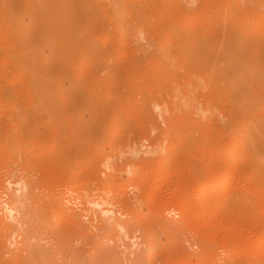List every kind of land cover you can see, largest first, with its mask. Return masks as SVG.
<instances>
[{
  "label": "rangeland",
  "instance_id": "1",
  "mask_svg": "<svg viewBox=\"0 0 264 264\" xmlns=\"http://www.w3.org/2000/svg\"><path fill=\"white\" fill-rule=\"evenodd\" d=\"M61 1L69 11L59 18L64 26L52 36L66 56L61 61L50 49L40 50L51 95L57 80L64 88L62 110L49 113L37 109L29 87L30 68L21 65L9 22V11L15 9L25 25L32 23L27 13L32 0H0V264H264V172L259 169L264 168V125L246 135L262 138L255 169L243 151L240 125L246 118L236 109L238 99L260 102L263 97L248 84L236 82L240 59L248 54L261 60L264 77L260 14L248 12L244 2L236 0H198L194 11L175 14L179 30H192L207 53L217 58V70L225 65V53H235L227 82L220 84L214 99H207L223 124L191 112L192 106H173L172 97L163 94L183 81L180 88L193 90L196 85L195 100L207 104L203 94H208L211 74L206 68L212 64L206 68L202 64L199 70L189 65L207 54L206 48L202 51L196 45L185 58L172 47L179 63L171 68L158 56L163 46L158 52L150 48L145 56L134 50L133 40L116 31L120 18L112 17L110 0ZM126 2L130 5L124 8L130 9L135 0ZM163 13L148 16L165 27ZM132 20L134 16L121 21ZM37 21L32 32H22L29 43L44 34ZM147 40L143 38L142 44ZM173 42L170 46H175ZM88 50L97 59L89 60ZM194 72L206 79H197ZM154 100L161 101L163 117H153ZM257 106L248 107L249 115L255 111L260 120L264 109ZM114 117L120 121L111 122ZM233 138L240 143L237 168L230 165ZM140 143L144 148L138 149ZM127 144L133 155L117 153ZM103 145H108L107 156ZM169 149L165 160L162 153ZM120 165H125L122 176L117 174ZM132 167L138 168L136 176H129ZM227 171L234 172L228 188L197 196L203 182L219 181ZM184 207L189 211L182 216ZM151 241L157 247L155 255L147 249Z\"/></svg>",
  "mask_w": 264,
  "mask_h": 264
},
{
  "label": "bare ground",
  "instance_id": "2",
  "mask_svg": "<svg viewBox=\"0 0 264 264\" xmlns=\"http://www.w3.org/2000/svg\"><path fill=\"white\" fill-rule=\"evenodd\" d=\"M55 1H56V4L49 5L46 0H40L39 3H37V0H32V2L28 4L27 13L31 16V18L33 17L34 20L32 18L31 19L32 23L27 24V25H25V21H24L20 11L15 10V9H12L11 11H9V22L11 25L12 34L14 37L17 38L16 39L17 40V48H18L19 57L21 58V65L27 66L28 68H30L29 87L32 91L33 98L37 101V109L46 110L49 113H53L55 111L59 112L60 110H62L63 104L61 103L60 98L63 97V89L64 88H63L62 81L57 80V84L55 86L56 87L55 88V94L51 95V90H52L51 85L52 84L49 82V80L44 76V74L42 72L43 64H42V55L40 54V50H41V48H44V47L50 49L54 53V54H52V56H54L55 58L57 57V59L59 58V60H61V61L66 56V54L63 52V50L58 46L57 42L54 40V37L52 36V34L58 28H62L64 26L65 22H62L61 20H59V18L64 17V15L69 11V9L62 3L61 0L59 2H57V0H55ZM226 1H228V0H225V2ZM236 1L244 2V4L247 7L246 9H248L247 10L248 12H255L256 11L257 13L260 14L259 16H260L261 20H264V0H236ZM198 2H199L198 0H137V1L135 0L134 3H131L132 7L130 9H125L124 7L130 5L126 2V0H110L109 6H110V9L112 11V14H111L112 17L120 18L119 19L120 22L118 20V22L115 23L116 31L121 32L123 38H126V39L128 38V39L133 40V47H134L135 51L147 53L145 55V56H147L148 54H150L151 51L152 52L153 51L158 52L159 48H162L160 46H163L164 50H161L160 55L156 54V56L157 55L160 56V58L162 59V62L164 64L170 63L172 65L171 68H175L176 64L179 63V58H178L179 56L178 57L175 56L177 53L175 55L173 54L174 51L172 50V47H175L176 48L175 50L178 51V54L179 55L181 54L185 58H187V53L196 45H198L202 49V51H204L205 48L207 47L206 45H203L204 42L202 40H199L198 38L195 37L197 34L194 33L192 30L191 31L188 30L186 32L180 31L179 30L180 29L179 23L176 20L179 18H176V16H175L176 13L182 15L186 12L188 13V12L194 11L196 9V7L199 6ZM217 4H218V2H217ZM184 11H186V12H184ZM151 12L152 13L153 12H157V13L161 12V14L162 13L164 15L166 14L165 15V16H167L166 26L163 27L162 25H155L154 21H152L154 17L151 19L148 16V14L150 16L153 15V14H150ZM129 16H134V20L123 21V22L121 21L124 17H129ZM249 16L252 17L251 14H249ZM36 18H38L39 21L43 24L44 34H40L37 42L29 43L26 41V39H24V35L22 34V32L23 31L32 32L33 28L36 27V24H39L37 21L38 19L36 20ZM256 20H258V18ZM183 23L187 24L188 19H186ZM188 25L190 26V24H188ZM146 35H150V36L146 37ZM193 37H195V38L193 39ZM237 37L241 38L242 34L239 32ZM143 38L144 39L148 38V40H147L148 44L145 43L147 45L142 44L143 41H141V40ZM126 39H124V40H126ZM162 42H164V44L161 45ZM170 42L175 43V46H173V44H172V46H170V44H171ZM239 42H240V40H239ZM150 48H153V50H151ZM206 49L207 50H205L203 53L208 52V48H206ZM198 51H200V50H198ZM188 54L190 55V53H188ZM234 54L235 53L233 51H228L227 53L224 54L225 65L221 69L218 68L219 70H217L216 66H215L216 65L215 62H217L216 61L217 58L213 59V55H211L210 53L202 55L201 59H199L201 62L199 60H196L197 58L196 59L193 58L189 62L190 63L189 65L192 67V69L196 68V67H197L196 69H198L199 66H202V64H203V67H205V68H206V66H208V64L209 65L212 64V66H210L211 68H208V67L206 68L207 72L210 73L211 76H210V82H209V80L207 82V84L209 83V85H208L209 88L206 86L209 89V91L207 92L208 94H207V96L205 94H203L204 103L208 101L207 99H212L214 97V93L218 92V88L221 87L220 86L221 83L227 82L225 80L227 79L226 75L229 74V68H230L229 66L232 64V62L234 63V61L236 59ZM86 56L89 60H93V59H95V57L97 59V57H98V55L93 50H88L86 53ZM156 58L158 59V57H156ZM156 58H154L155 60H153V61H155V63L157 60ZM105 59L108 60V58H105ZM158 60H160V59H158ZM244 60L248 61L247 63H249V64L243 62ZM153 61H152V63H153ZM181 61L186 62L185 59L181 60ZM240 61H242L240 64L241 72L238 73L240 75H238V77L236 78V82L239 83V85H240V83H243L242 84L243 87L245 84H248L254 90L260 91V93L263 96L262 100L260 102H258L260 100L258 98H256V99L255 98H249L247 100L238 99L236 101V109L239 111L240 115H242L243 117L245 116L244 118H246V121L244 122V124L240 125L241 130L242 129L244 130L242 143H244L245 146H244L243 151H244V154L248 156L250 164L252 166H254L255 169H257L258 158H259L258 153L262 147V138H260L261 140H253L252 139L253 137L249 138V136H251V133L248 136H246V135L249 133L250 129H252V128L255 129V127H258V124L262 123L264 125V116L262 117V119L258 120L255 118V116L259 117V114L254 115L253 113L255 111L253 110L254 112H251L252 115L251 114L249 115L250 110L248 108L249 106L253 105V103H255V104H258V106H257L258 108L264 109V77L261 75V70H262L263 64H262L261 60H258L257 58L252 57L249 54L245 57V59H240ZM151 69H153V68H151ZM181 69H183V67H181ZM157 70H159V69H157ZM183 70H185V69H183ZM187 71H184V73H186ZM231 71H232V69H231ZM160 72L162 73V70ZM83 73L85 74V70H83ZM196 73H199V72H196ZM196 73L193 76H197L198 74L196 75ZM156 74H157V72H156ZM186 75H188V74H186ZM200 76H201V78H199ZM199 77L197 76V79L201 80L202 74H200ZM186 78H188V76ZM205 79H202V80H205ZM183 80H184V77H183ZM185 80H187V79H185ZM187 81H189V80H187ZM178 82L180 83V81H178ZM181 82L183 83V81H181ZM200 82L198 80L196 84L199 86ZM177 83H175L176 86L171 90L170 93L168 90H164V92H163V94L165 93V95L167 94V95H170L172 97L170 100V104H173V106L175 105V106H178L180 108L182 107L183 109H185L186 107L192 106V107H190V108H192L191 112L194 111L195 114H198L201 117H204V118L208 117L209 119H212L215 117L217 120L219 119V117L217 116V115H219V114H217L218 110L216 108H214L212 104H210L213 102L208 103L210 101L209 100L207 102V104L205 103L206 105H201L202 103H200L199 101H198L199 102L198 103L195 100L197 98V97L196 98L194 97V93L197 92V91L196 92L194 91L196 85H194V89L191 90V89H187L186 85H185L186 87L182 86V87H184V89L180 88L182 83L180 85H178ZM192 84H194L193 81H192ZM192 84H188V85L191 86ZM228 84H230V83H228ZM205 85L206 84H204V87H205ZM225 85H227V84H225ZM72 86H73L72 88L76 89L77 88V82H73ZM202 86H201V88H202ZM169 87L170 86H168V88ZM172 87L173 86H171V88ZM171 88H169V89H171ZM224 89L229 90L228 88H225V87H224ZM226 90H222V91L225 92ZM200 93H203V91L202 92L200 91ZM194 100H195V102H194ZM86 101L91 102L92 99L89 96H87ZM171 101H172V103H171ZM249 102H251V104H249ZM160 103H161V101H155V100L152 101V103H150L151 107H152V105L154 107V108H152L153 117H156V118H157V116L163 117V116H161V115H163V111L160 109L161 107H159ZM162 104L164 106V103H162ZM178 107H176V108H178ZM158 108L160 109V113H162L160 116H159L160 113H159ZM186 109H188V108H186ZM234 109H235V106H234ZM186 112H187V110H186ZM236 113L239 114L238 112H236ZM263 113H264V111H263ZM156 114H158V115H156ZM220 115H223V114H220ZM236 116H238V115H236ZM119 119L120 118H118V117H114V119H111V122H114V123L117 122L118 123L120 121ZM220 121L221 120L219 119L218 123ZM225 122H226V120H225ZM220 123H223V120ZM226 125H227V123H226ZM223 127L225 128L227 126L224 125ZM221 128H222V126H221ZM237 128H239V127H237ZM239 132H241V131H238V133ZM244 133H245V135H244ZM248 139H250V140L248 141ZM236 140L237 139L233 138V141H232V144H231L230 150H229V153L232 154V156H233L232 160L230 162V165L233 166L234 168H237L239 165V162L241 161V155L240 154L236 155V151L238 150L239 145H240V143L237 142ZM156 145H157V143H156ZM143 146H145V145H143V143H140L138 149H142ZM102 150L105 153V155L107 156L108 145H105V146L103 145ZM123 152H127L126 155H128V153H130L129 155H133L134 149L132 146H130V145L128 146V144H127L125 146L119 147V149L117 150V153L123 154V156H124ZM162 156L164 157L165 160H168L169 156H170V149L167 151H164L162 153ZM104 158L108 159L107 157H104ZM122 163H120V164H122ZM262 167H260L259 169H261V171L263 170V172H264V168H262ZM124 170H125V165L124 166L120 165L119 168L117 169V174L122 176L121 172L122 171L124 172ZM138 172L139 171H138L137 167H132L129 170V176H136L138 174ZM257 172L258 171H256V173ZM233 177H234V172L227 171L223 175V177L220 178L221 180H219V181H216V180L210 181L211 179H208L207 181H205L201 184L200 188L196 191V194H197V196L204 198V196L208 193L218 192L221 188H224V187L228 188L231 185V181H232ZM157 187H158V185H155L153 187L152 191L154 192L157 189ZM188 211L189 210L186 207L182 208L181 215L182 216L186 215L188 213ZM144 219L148 220L147 215L144 216ZM149 238H150V236H149ZM167 245H171V244H167ZM147 249H148L149 254L155 255L157 253V247L153 241L150 242L149 248H147Z\"/></svg>",
  "mask_w": 264,
  "mask_h": 264
}]
</instances>
